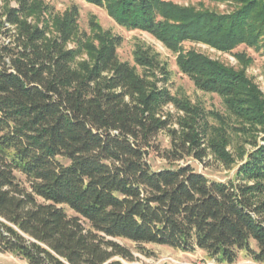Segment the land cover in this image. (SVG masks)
<instances>
[{
	"label": "trees",
	"instance_id": "16d2710c",
	"mask_svg": "<svg viewBox=\"0 0 264 264\" xmlns=\"http://www.w3.org/2000/svg\"><path fill=\"white\" fill-rule=\"evenodd\" d=\"M17 1L5 15L13 34L0 43V252L28 264L134 262L113 240L124 239L147 258L151 244L200 250L217 264L235 263L242 251L264 264V95L246 74L252 59L234 54V68L191 50L175 61L197 89L222 99L240 125L231 129L260 134L239 153V182L209 181L190 165L153 170L147 156L159 151L161 132L170 138L164 160L203 161L210 152L229 169L235 159L223 116L172 95L149 48L136 47L134 65L118 59L122 38L109 32L96 35L97 45L78 38L70 49L76 14L54 20L47 37V24L26 20L40 7ZM83 1L174 52L190 41L264 55V0H228L227 13L177 4L191 0ZM83 52L88 60L79 61ZM167 105L181 115L173 120Z\"/></svg>",
	"mask_w": 264,
	"mask_h": 264
},
{
	"label": "rangeland",
	"instance_id": "374dc122",
	"mask_svg": "<svg viewBox=\"0 0 264 264\" xmlns=\"http://www.w3.org/2000/svg\"><path fill=\"white\" fill-rule=\"evenodd\" d=\"M30 3H35L40 7L36 13L28 17L26 20L32 25H38L39 27L47 24L48 30L46 36H51L54 33L53 23L56 19H62L65 15L73 12L76 14V38L74 41L68 44V48L72 49L76 47L77 39L81 41L92 43L97 45L95 37L101 32H109L112 36H118L122 38L121 45L117 48L118 59L122 62H128L130 65H134L133 52L137 46L143 48H149L152 53L157 54L158 61L163 64L168 72V81L166 82L167 88L172 95L186 97L192 104L201 106L207 113H218L229 125L227 128V136L229 139V145L226 148L235 159V163L228 169L226 165L216 159L210 152H207V156L203 161H197L191 157H185L182 160L176 162H168L162 157L163 152L170 148V138L165 132L159 133L155 140V145L158 147V152L150 151L147 156V161L153 170H159L162 168H175L176 166L190 165L196 172L202 173L209 181L220 183H238L236 180V171L242 164L239 161V153L241 151H250L252 146L250 144L253 141L252 137H259L255 133H242L236 132L231 128L239 127V123L233 118L229 117V114L222 102V99L214 93H206L197 89L193 82L183 73H181L176 65V59L179 52L195 51L203 54L210 59L218 60L225 65L239 68V64L234 54H245L246 57L252 59V63L246 69V74L252 79L261 93L264 95V55L259 52H255L243 45L235 48L231 54L218 52L206 45L199 43H193L190 41L184 42L178 52H174L166 48L160 41L154 38L151 34L138 31L128 30L118 26L107 14L106 10L102 7H97L92 4H88L83 0H29ZM17 0H0V43L7 41L9 35L13 34V26H9L6 22V12L8 9L18 7ZM180 5H193L199 7L202 5L206 9L217 12L227 13L233 9L231 1L225 0L223 2H209L207 0H191L190 2L178 1ZM91 22L96 23L98 27H92ZM9 28L10 32H5V29ZM6 34V35H5ZM11 38V37H10ZM78 39V40H79ZM87 54L82 53L79 61L88 60ZM140 72L141 69L138 68ZM158 78H161L159 72H156ZM158 85H161L158 84ZM165 113H171L173 120L177 118L178 113L171 105L164 107ZM210 125L216 127L217 120L213 116L208 117ZM173 128H177L176 124H173ZM258 135V136H256ZM259 141V138L257 139ZM259 144H262L259 141ZM22 180V179H21ZM70 214V213H69ZM120 245L127 247L133 253L136 260L131 263L124 262L125 264H208L211 262L207 258L206 254L198 252L183 253L178 250H173L168 247L157 245H145L147 249L154 252L153 257H145L139 254L136 250V245L130 241L124 239H113ZM251 247L254 249V243L251 242ZM0 264H28L25 260L12 256L8 253L0 252ZM217 264V263H216ZM233 264H258L245 255L244 252L238 253L237 261Z\"/></svg>",
	"mask_w": 264,
	"mask_h": 264
},
{
	"label": "built area",
	"instance_id": "2783aa9c",
	"mask_svg": "<svg viewBox=\"0 0 264 264\" xmlns=\"http://www.w3.org/2000/svg\"><path fill=\"white\" fill-rule=\"evenodd\" d=\"M208 264H216V262H215V261H213V260H211V262H210V263H208Z\"/></svg>",
	"mask_w": 264,
	"mask_h": 264
},
{
	"label": "crops",
	"instance_id": "0c3cea01",
	"mask_svg": "<svg viewBox=\"0 0 264 264\" xmlns=\"http://www.w3.org/2000/svg\"><path fill=\"white\" fill-rule=\"evenodd\" d=\"M198 252H201V253H203L202 251H200V250H197ZM210 261V260H209Z\"/></svg>",
	"mask_w": 264,
	"mask_h": 264
}]
</instances>
